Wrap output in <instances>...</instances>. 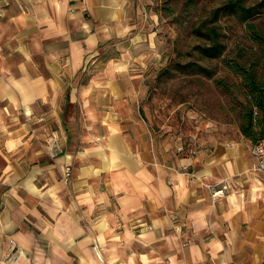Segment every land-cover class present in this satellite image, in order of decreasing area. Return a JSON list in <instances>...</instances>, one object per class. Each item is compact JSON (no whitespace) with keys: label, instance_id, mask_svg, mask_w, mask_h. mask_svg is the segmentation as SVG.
Segmentation results:
<instances>
[{"label":"crops","instance_id":"0c3cea01","mask_svg":"<svg viewBox=\"0 0 264 264\" xmlns=\"http://www.w3.org/2000/svg\"><path fill=\"white\" fill-rule=\"evenodd\" d=\"M135 5L0 0V264L251 260L239 255L249 246L239 221L257 215L251 187L264 189L257 173L251 210L235 191L218 199L226 204L221 212L216 198L212 204L220 189L212 188V175L190 167L203 155L192 161L161 147L151 153L142 136L126 130L142 128L118 110L126 90L115 80L128 57L116 61L100 51L140 25ZM227 162L216 182L239 172ZM235 205L244 207L240 218ZM217 241L223 247L213 256Z\"/></svg>","mask_w":264,"mask_h":264},{"label":"rangeland","instance_id":"374dc122","mask_svg":"<svg viewBox=\"0 0 264 264\" xmlns=\"http://www.w3.org/2000/svg\"><path fill=\"white\" fill-rule=\"evenodd\" d=\"M228 1L135 0V8L139 6L141 10L137 18L140 25L114 36L100 55L116 61L128 57L115 80L126 90L119 96L118 110L124 113V120H137L142 128L126 130L142 136L151 153L155 149L160 152L161 147L164 155L175 154L180 160L192 161L203 155L201 163L194 162L190 167L197 171L210 169L212 188L223 189L218 196H212V204L216 198L223 212L226 204L218 199L240 191L250 211V177L257 173L264 184V172L252 168L253 142L239 127L243 105L241 78L228 66L226 56L240 54L238 60L246 68L261 56L260 45L253 40L246 23L264 32V0L244 1L256 9L247 18L238 10L226 9ZM208 27L216 28L224 46L216 57L204 52L208 41L197 32ZM253 67L264 78V69L260 65ZM227 161L237 163L239 172L233 177L225 174L224 180L216 182ZM258 194L260 198L253 207L257 215L239 221V235L247 238L249 244L239 255L245 253L252 261L258 259L257 264L264 258V189ZM250 226L257 230L251 231L257 236L253 241ZM251 260L245 264H252Z\"/></svg>","mask_w":264,"mask_h":264},{"label":"trees","instance_id":"16d2710c","mask_svg":"<svg viewBox=\"0 0 264 264\" xmlns=\"http://www.w3.org/2000/svg\"><path fill=\"white\" fill-rule=\"evenodd\" d=\"M245 0H229L226 4V9L231 11H240L243 18H247L255 13L256 9L252 6H246ZM216 15L219 10H215ZM247 28L252 34L254 41L260 45L261 56L256 58L253 66L260 65L264 69V32H260L252 23H246ZM198 34L204 37L208 43L203 47L204 52L211 57H216L223 49V45L218 40V32L215 27H208L205 30L198 29ZM240 54L231 56V53L226 56L228 66L232 71L238 73L241 78V96L243 98L242 117L240 119V131L252 142L264 137V78L258 76L254 67L246 68L238 60ZM206 74L209 71L200 67ZM222 83V81H220ZM230 88V85L225 84ZM233 86V85H232ZM231 86V87H232ZM259 128L260 131H256Z\"/></svg>","mask_w":264,"mask_h":264},{"label":"bare ground","instance_id":"6f19581e","mask_svg":"<svg viewBox=\"0 0 264 264\" xmlns=\"http://www.w3.org/2000/svg\"><path fill=\"white\" fill-rule=\"evenodd\" d=\"M228 163V166H230V161H228L227 162ZM204 173L205 174H207V175H212V172H211V170L210 169H206L205 171H204ZM257 182H259V180H257ZM260 189V187H259V185L258 184H256V185H253L252 187H251V193H252V195H253V197H252V199L253 198H255L256 200H251V203H254V202H257V199L258 198H260V196H258L259 194H258V190ZM257 195V196H256ZM244 207H242L241 205H235V207H234V214H237V213H239L240 211H243L244 209H243ZM246 213H248L249 211H248V209L246 208L245 210H244ZM254 211V210H253ZM257 226H258V224H257ZM256 226V227H257ZM255 227V228H256ZM249 229H251V230H253L254 232H257V230L256 229H254V227H249ZM228 237H229V241H230V243H231V245H232V249L233 250H235V248H236V234H235V230H233V229H231L230 230V232L228 233ZM222 243L220 242V241H217L215 244H213L212 246H211V253H212V255L213 256H215V255H217V253L219 252V250H222Z\"/></svg>","mask_w":264,"mask_h":264},{"label":"built area","instance_id":"2783aa9c","mask_svg":"<svg viewBox=\"0 0 264 264\" xmlns=\"http://www.w3.org/2000/svg\"><path fill=\"white\" fill-rule=\"evenodd\" d=\"M250 153L253 157L252 168L257 171H264V137L251 144ZM70 170V165H66L64 170L66 180L70 176ZM222 191L223 189H218L215 191V194H219ZM260 264H264V258H262Z\"/></svg>","mask_w":264,"mask_h":264}]
</instances>
